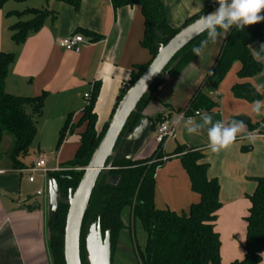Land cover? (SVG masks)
<instances>
[{"label": "crops", "instance_id": "1", "mask_svg": "<svg viewBox=\"0 0 264 264\" xmlns=\"http://www.w3.org/2000/svg\"><path fill=\"white\" fill-rule=\"evenodd\" d=\"M31 1H42L40 9L9 6L11 1L0 9V53L16 57L6 79L5 90L17 97L45 96L35 138L42 143L48 140L57 143V148L49 154H41L38 148V156L31 161L27 157L19 159L21 168H15L11 163L10 149L4 156L2 154L0 264H54L49 226L52 216L48 184L51 177L36 175L31 183V175L23 171L37 158L45 159L50 169L56 166L67 168L66 165L75 159L87 129V123L81 122L85 108L94 100V130L97 136L103 134L118 107L123 83L137 72L139 66L149 64L152 59L150 52L142 46L145 21L138 6L114 9L111 0H82L80 7L75 9L59 1ZM161 1L169 26L180 29L216 0ZM27 10L45 11L48 16L42 28L31 33L19 46L12 39V27L32 20V16L16 15ZM221 33L216 42H210L203 49L202 57L197 56L179 74H169L164 78L142 114L148 120L180 114L188 109L190 101L201 90L216 104L208 113L213 123L223 121L225 126H229L232 120H237L245 124L233 144L219 153H213L208 148L207 129L211 125L197 129L198 134L205 133L204 140L200 138L196 147H186L202 151V162L208 164V178L216 179L220 185L221 208L214 230L221 242L222 264H232L243 261L246 256V218L251 208L249 197L256 192V179L264 178V115L254 113L252 103L235 98L233 88L246 82L256 90V85H264V61H259L263 66L262 72L249 80L238 78L241 64L236 62L218 87L211 86L206 77L223 48L227 34ZM76 34L82 35L85 40L78 49L66 51L60 47L63 38ZM250 48L254 53V47ZM258 92L264 100V88ZM85 95H89L90 99H85ZM261 111L264 112V108ZM68 118L69 127L58 148L62 128ZM195 120L203 124L200 117ZM180 125L171 145L173 152L166 151L171 142L161 151L167 160L162 161L163 165L156 171L154 194L156 209L179 214L188 212L191 205L200 199L191 189L181 157H170L177 148L184 146L186 130H182V137L178 140ZM249 134L255 139L249 140ZM9 142L13 144L12 140ZM158 148L154 131H151L134 160L148 159ZM44 189L47 190L46 198L43 197ZM123 215V222L129 226L130 210ZM131 223L133 228L135 222L131 220ZM134 230L132 240H136ZM130 241L124 234L118 242L115 256L134 264V247ZM146 241L147 235L138 246L144 248ZM261 264H264V254Z\"/></svg>", "mask_w": 264, "mask_h": 264}, {"label": "trees", "instance_id": "2", "mask_svg": "<svg viewBox=\"0 0 264 264\" xmlns=\"http://www.w3.org/2000/svg\"><path fill=\"white\" fill-rule=\"evenodd\" d=\"M9 1L24 3L31 0H0V9ZM44 1H59L75 9H78L82 2V0ZM111 2L114 9L138 6L144 17L145 34L142 46L150 52L152 59L149 64L137 68V72L131 77L132 86L149 67L162 47L189 24L219 7L215 1L211 6L191 18L182 28L174 29L167 23L166 11L161 0H111ZM16 15L20 17L32 16V20L19 22L12 27V39L16 45L20 46L31 33H36L42 28L48 12L27 10L16 13ZM260 15L264 16V11ZM218 31L222 32L223 30L218 29ZM206 38L207 33L196 39L175 57L170 66L176 61L177 64L170 75L179 74L197 57L192 49L200 46ZM261 45H264V21L245 26L242 30L233 26L226 35L223 48L208 73L206 82L213 87H218L236 62L241 64V69L238 72L240 80H249L259 75L263 66L254 58L250 47H254V51H259ZM263 54L264 52L260 53L261 57ZM15 59L14 54L0 53V145L6 135L12 137L13 144L9 158L15 168H21L22 164L19 159L29 154L35 140L37 120L43 114L45 96L17 97L6 92V79ZM163 81L164 78H159L155 82L150 93L140 102L136 112L128 120L123 134L126 131L130 134L144 118L143 111ZM127 92L128 90H123L118 105ZM233 94L235 98L249 103L262 100L261 94L248 82L236 85L233 88ZM93 105L94 100L85 108L81 122L87 123V129L82 135L81 145L75 159L66 165V169H80V171L72 170L74 172L64 171L50 174V177L56 179L59 188L66 195L78 187L84 174L82 169L88 166L109 126L106 127L103 134L97 136L94 130ZM215 107L216 104L201 90H198L190 101L188 109L183 112L189 115L196 111L210 113ZM164 119L163 116L150 119L152 131ZM69 122L68 118L62 128L58 148L62 144ZM173 156L181 157L183 168L190 178L191 189L200 198L198 203L191 205L188 212L181 214L170 210L156 209L154 204L155 174L157 169L163 165L162 162H157L162 158L160 147L148 159L115 163L117 170L112 171L111 175L121 176L120 186L118 188L108 186L104 177L97 182L92 193L81 232L82 264H88L86 262L87 240L93 230L98 228H100L104 239L107 235L110 237L113 260L119 238L126 229L122 220V212L126 208L130 210L131 220L139 221L147 235L144 248L136 249L140 264H222L221 242L219 235L214 230L217 213L221 208L220 185L216 179L208 178V164L202 162L204 160L202 151L179 147L170 157ZM1 158L0 151V160ZM256 183V192L249 197L251 208L246 218V256L243 261H236L232 264H261L262 262L264 254V178L256 179ZM67 212L68 206L60 205L57 217L50 218V249L54 264H65L64 230Z\"/></svg>", "mask_w": 264, "mask_h": 264}, {"label": "water", "instance_id": "3", "mask_svg": "<svg viewBox=\"0 0 264 264\" xmlns=\"http://www.w3.org/2000/svg\"><path fill=\"white\" fill-rule=\"evenodd\" d=\"M199 20L200 18L182 29L167 45L162 47L142 76L128 90L118 105L88 166L82 169L84 174L76 190L66 195L59 188L56 179H50L48 190L51 216L57 217L60 205L68 206L64 230L65 264H82L80 250L82 226L96 184L105 177L108 186L113 188L120 186L121 176L111 175L112 171L117 170L115 163L134 160L152 131L150 120L144 117L130 134L128 131L123 134L127 122L136 112L140 102L150 93L155 82L159 78H167L176 67L177 61L170 66L175 57L207 33L206 31L199 32ZM242 120L248 121L245 118ZM86 252L88 264H112L110 237L107 235L104 239L100 228L89 236Z\"/></svg>", "mask_w": 264, "mask_h": 264}, {"label": "clouds", "instance_id": "4", "mask_svg": "<svg viewBox=\"0 0 264 264\" xmlns=\"http://www.w3.org/2000/svg\"><path fill=\"white\" fill-rule=\"evenodd\" d=\"M219 7L216 11L209 13L206 16L200 17L199 32H207V38L201 42L200 46L194 47L192 51L202 57L203 49L209 41L216 42L217 37L222 33L218 29L223 30L227 34L229 30L235 26L238 30H242L245 26L253 25L264 21V16L260 15L264 11V0H216ZM264 52V45L260 46L259 51H254V58L258 61H264L260 53ZM257 90L264 88V85H256ZM264 108V100H255L252 103V111L257 115H264L261 109ZM200 116L203 124L196 123L194 118L189 117L184 122V127L189 134L197 133V129L203 125H211L207 129L208 148L213 153H219L223 149H227L237 138V134L245 128L242 121L232 120L229 126H225L223 121L213 123L212 116L204 113H197ZM179 123V121H177ZM249 140H254L255 137L249 134Z\"/></svg>", "mask_w": 264, "mask_h": 264}, {"label": "rangeland", "instance_id": "5", "mask_svg": "<svg viewBox=\"0 0 264 264\" xmlns=\"http://www.w3.org/2000/svg\"><path fill=\"white\" fill-rule=\"evenodd\" d=\"M9 4H10L9 6H15V7L28 6V7H31V8L40 9V6L42 5V1H28L27 3H24V4H19V3H15V2L11 1ZM184 122L185 121H182L180 123L181 125L179 124L180 128L178 130V132H179L178 140H180V137H182V135L180 133L185 128L184 127ZM185 130H186V128H185ZM204 135H205L204 132H203V134H198V133L189 134L187 132V130H186V133H184V141L185 142H184V144H182V145H184L182 147H191V146L192 147H196V145H198V141H200V138H203V140L205 139ZM9 140L11 141L12 137L10 135H6V137L4 138V142L0 145V151L3 154V156H4L5 153H8L9 149H10V151L12 149V144L9 142ZM170 142L171 143H169V145L166 148V151L168 153L173 152V150L171 148V145H172V142H174V140H172ZM38 148H39L41 154L43 152L46 153V154H49V152H55V150L57 148V143H54V142L49 141V140L48 141H44L42 143V141H40V139L35 138V140H34V142L32 144V147L30 149L29 154L27 156H25V157L28 158V161H31L34 157L38 156ZM25 157H23V158H25ZM162 159H163V156H162V158L160 160H157V162H162ZM72 170L80 171V169H70L69 171H72ZM74 171H72V172H74ZM43 195H44L43 197L46 198V196H47V190L46 189H44ZM128 211L129 210H125V209L123 210V212H128ZM123 212H122V216H124ZM122 219H123V217H122ZM128 222H129V226L127 225V223L126 224L124 223L125 226H126V229L124 230V233L121 234L119 240L124 237V234L127 235V238L131 239L130 242L133 245L132 247H134V254H135L134 264H140L139 260L137 258V255H136V249L140 248L138 246V243L142 244L143 238H144V236H146V234L143 231L139 221H137V220L135 221L133 228H132V226H133L132 223L130 224L131 220H129ZM132 230L135 231L136 240H134V238H133L134 241L132 240ZM95 232H96V230L95 231L93 230L91 235L93 233H95ZM115 254H116V252H115ZM115 254H114V257H113V260H112V264H133L130 260H126V258L125 259L122 258L123 260H121L118 256H115ZM86 262H87V257H86Z\"/></svg>", "mask_w": 264, "mask_h": 264}, {"label": "built area", "instance_id": "6", "mask_svg": "<svg viewBox=\"0 0 264 264\" xmlns=\"http://www.w3.org/2000/svg\"><path fill=\"white\" fill-rule=\"evenodd\" d=\"M84 43H85L84 37L80 34H76V35L63 38L60 41L59 45L62 49L66 51H75L76 49H78V47L81 44H84ZM122 87H123V90H129L132 87V78H129L128 80H126L123 83ZM84 97L85 99H90L89 95H85ZM198 112L201 114L207 113L205 111H196L193 114L189 115L185 112H182L177 115L165 117L164 121L162 123H159L156 126L154 130V139L158 147L161 148V151L164 150L163 147L168 142L176 139V133H177L179 124L182 121H186L189 117L194 118V119L196 117H200L199 115H197ZM177 121H179V123H177ZM166 160L167 158L162 159V161H166ZM64 171H69V169L61 168L60 166H56L55 168L50 169L48 168L47 162L45 159L37 158L34 160L32 165L28 167L26 170H24L23 172H26L31 175L29 178V182L32 183L34 182V178L36 175L47 176L52 173H60Z\"/></svg>", "mask_w": 264, "mask_h": 264}]
</instances>
